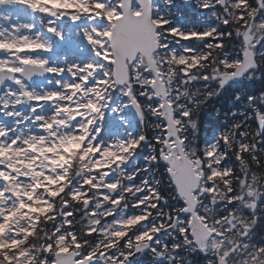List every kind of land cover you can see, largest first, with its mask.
Instances as JSON below:
<instances>
[{
  "label": "snow or ice",
  "instance_id": "1",
  "mask_svg": "<svg viewBox=\"0 0 264 264\" xmlns=\"http://www.w3.org/2000/svg\"><path fill=\"white\" fill-rule=\"evenodd\" d=\"M0 264H264V0H0Z\"/></svg>",
  "mask_w": 264,
  "mask_h": 264
},
{
  "label": "trees",
  "instance_id": "2",
  "mask_svg": "<svg viewBox=\"0 0 264 264\" xmlns=\"http://www.w3.org/2000/svg\"><path fill=\"white\" fill-rule=\"evenodd\" d=\"M210 103H213L215 107L221 108L222 111L226 108V98L223 97L218 98L217 100ZM201 119L203 126L200 135L203 139H205L207 132H210L222 125L220 121L221 116H216V113L213 111L212 105H209L202 111Z\"/></svg>",
  "mask_w": 264,
  "mask_h": 264
},
{
  "label": "bare ground",
  "instance_id": "3",
  "mask_svg": "<svg viewBox=\"0 0 264 264\" xmlns=\"http://www.w3.org/2000/svg\"><path fill=\"white\" fill-rule=\"evenodd\" d=\"M228 96H230V93H228V94H226L223 98H226V108H225V110H223L222 112H224V111H227V109L230 107V105L227 103V97ZM221 117L224 119V116L223 115H221Z\"/></svg>",
  "mask_w": 264,
  "mask_h": 264
},
{
  "label": "rangeland",
  "instance_id": "4",
  "mask_svg": "<svg viewBox=\"0 0 264 264\" xmlns=\"http://www.w3.org/2000/svg\"><path fill=\"white\" fill-rule=\"evenodd\" d=\"M72 54L71 53H69V56H71Z\"/></svg>",
  "mask_w": 264,
  "mask_h": 264
}]
</instances>
